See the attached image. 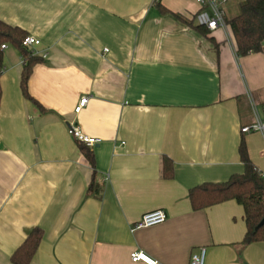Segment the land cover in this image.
<instances>
[{"label": "crops", "instance_id": "0c3cea01", "mask_svg": "<svg viewBox=\"0 0 264 264\" xmlns=\"http://www.w3.org/2000/svg\"><path fill=\"white\" fill-rule=\"evenodd\" d=\"M238 3L226 0L225 15ZM200 8L196 0H0V20L39 40L27 88L43 107L22 95V59L6 45L0 264H13L34 227L42 238L29 264H145L130 260L133 251L155 264H189L200 246L204 264H264V240L242 242L240 204L194 210L188 198L199 184L243 171L242 137L264 175L263 135L240 132L250 99L264 100V44L238 57L229 26L206 35L195 28ZM69 123L100 139L86 146L93 168ZM92 176L100 197L87 194ZM155 209L164 222L134 227Z\"/></svg>", "mask_w": 264, "mask_h": 264}, {"label": "trees", "instance_id": "16d2710c", "mask_svg": "<svg viewBox=\"0 0 264 264\" xmlns=\"http://www.w3.org/2000/svg\"><path fill=\"white\" fill-rule=\"evenodd\" d=\"M157 3V2H156ZM164 11V10H163ZM225 22L229 26L235 40V53L246 56L258 53L264 44V0H239L237 9L229 16L225 15ZM191 24L190 21H188ZM202 34L208 30L203 26H195ZM28 34L25 30L12 26L0 20V75L3 68V53L1 45H12L20 53L22 70L20 74V89L24 98L32 101L39 109L43 107L28 93L27 82L32 67L41 61V57L33 55L22 45V40ZM1 97V88H0ZM259 109L264 118V100L259 103ZM80 145V150L94 167L91 150ZM238 156L243 165L241 173L232 174L223 182H204L188 192L192 209L197 210L226 200H235L243 208L245 232L243 243L264 240V175L249 157L246 142L242 137L238 144ZM95 170L93 169V175ZM162 173L164 177L172 176L171 159L164 156L162 159ZM101 186L92 179L87 187V194L100 197ZM42 238V230L34 227L12 253L10 260L13 264H29Z\"/></svg>", "mask_w": 264, "mask_h": 264}, {"label": "built area", "instance_id": "2783aa9c", "mask_svg": "<svg viewBox=\"0 0 264 264\" xmlns=\"http://www.w3.org/2000/svg\"><path fill=\"white\" fill-rule=\"evenodd\" d=\"M159 0H153L154 3ZM200 5V10L195 15V21L198 25L205 27L208 31H213L215 29H228V25L225 22V10L224 6L226 0H196ZM39 44V40L31 35H27L22 40V45L31 51L33 55H39L35 51L34 46ZM5 45H1L4 48ZM43 56V54H42ZM87 102V97H81L78 101L76 107H74V112L78 113L80 108ZM251 107V121L240 127V132L251 133L259 132L264 137V118L261 115L260 109L257 108V103L250 99ZM67 132L78 142L84 144L85 146H92L100 141L97 137H90L83 133L80 128L75 123H69L67 126ZM166 219V213L162 209H155L144 213L141 218L135 223V228L149 227L159 223L164 222ZM205 247H198L197 250L193 251L189 258V264H204L205 259ZM132 262L141 261L145 264H155L156 261L141 251H133L129 255Z\"/></svg>", "mask_w": 264, "mask_h": 264}, {"label": "rangeland", "instance_id": "374dc122", "mask_svg": "<svg viewBox=\"0 0 264 264\" xmlns=\"http://www.w3.org/2000/svg\"><path fill=\"white\" fill-rule=\"evenodd\" d=\"M194 23H195V21H194ZM257 108L259 109V107L257 106Z\"/></svg>", "mask_w": 264, "mask_h": 264}]
</instances>
